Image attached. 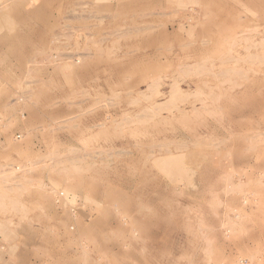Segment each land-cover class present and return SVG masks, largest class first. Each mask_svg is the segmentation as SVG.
<instances>
[{
  "label": "rangeland",
  "instance_id": "rangeland-1",
  "mask_svg": "<svg viewBox=\"0 0 264 264\" xmlns=\"http://www.w3.org/2000/svg\"><path fill=\"white\" fill-rule=\"evenodd\" d=\"M0 264H264V0H0Z\"/></svg>",
  "mask_w": 264,
  "mask_h": 264
},
{
  "label": "bare ground",
  "instance_id": "bare-ground-1",
  "mask_svg": "<svg viewBox=\"0 0 264 264\" xmlns=\"http://www.w3.org/2000/svg\"><path fill=\"white\" fill-rule=\"evenodd\" d=\"M74 59V58H73Z\"/></svg>",
  "mask_w": 264,
  "mask_h": 264
}]
</instances>
